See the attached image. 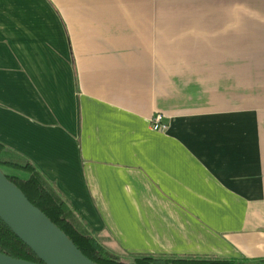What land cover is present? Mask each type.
<instances>
[{"label": "crops", "instance_id": "1", "mask_svg": "<svg viewBox=\"0 0 264 264\" xmlns=\"http://www.w3.org/2000/svg\"><path fill=\"white\" fill-rule=\"evenodd\" d=\"M0 142L126 260L264 258V0H0Z\"/></svg>", "mask_w": 264, "mask_h": 264}, {"label": "trees", "instance_id": "2", "mask_svg": "<svg viewBox=\"0 0 264 264\" xmlns=\"http://www.w3.org/2000/svg\"><path fill=\"white\" fill-rule=\"evenodd\" d=\"M0 169L45 213L91 260L97 264H264L253 260L212 257H169L139 255L124 258L102 246L96 233L56 185L50 182L26 157L0 142ZM11 170L19 174H10ZM0 253L30 262H40L36 254L0 219Z\"/></svg>", "mask_w": 264, "mask_h": 264}, {"label": "water", "instance_id": "3", "mask_svg": "<svg viewBox=\"0 0 264 264\" xmlns=\"http://www.w3.org/2000/svg\"><path fill=\"white\" fill-rule=\"evenodd\" d=\"M0 219L40 260L30 262L0 253V264H97L33 205L1 169Z\"/></svg>", "mask_w": 264, "mask_h": 264}, {"label": "built area", "instance_id": "4", "mask_svg": "<svg viewBox=\"0 0 264 264\" xmlns=\"http://www.w3.org/2000/svg\"><path fill=\"white\" fill-rule=\"evenodd\" d=\"M150 128L153 131L165 132L167 130V124L164 120V115L161 113H155L149 120Z\"/></svg>", "mask_w": 264, "mask_h": 264}, {"label": "rangeland", "instance_id": "5", "mask_svg": "<svg viewBox=\"0 0 264 264\" xmlns=\"http://www.w3.org/2000/svg\"><path fill=\"white\" fill-rule=\"evenodd\" d=\"M8 173H10V174H19L20 175V173H17V172H14V171H11V170H6ZM126 260V259H125ZM127 261H130V259H128Z\"/></svg>", "mask_w": 264, "mask_h": 264}]
</instances>
